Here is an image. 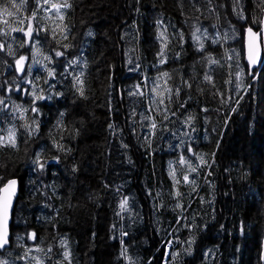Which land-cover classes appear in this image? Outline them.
<instances>
[{
    "label": "trees",
    "instance_id": "16d2710c",
    "mask_svg": "<svg viewBox=\"0 0 264 264\" xmlns=\"http://www.w3.org/2000/svg\"><path fill=\"white\" fill-rule=\"evenodd\" d=\"M12 3L0 0V43L15 53L0 52V136L14 130L16 147H0V187L16 177L19 191L0 260L36 264L20 258L32 248L43 264H67L63 240L72 264H264V61L251 69L244 53L249 27L264 32L258 0H240L242 16L234 0H68L62 21L38 13L33 28L48 31L32 43L19 30L28 12ZM137 85L143 95L130 94ZM33 86L46 99L16 91Z\"/></svg>",
    "mask_w": 264,
    "mask_h": 264
},
{
    "label": "snow or ice",
    "instance_id": "6c2138e0",
    "mask_svg": "<svg viewBox=\"0 0 264 264\" xmlns=\"http://www.w3.org/2000/svg\"><path fill=\"white\" fill-rule=\"evenodd\" d=\"M209 3H211V0H209ZM45 5H50L48 8H45ZM12 8L16 9V8H25V10L28 12V16H27V20H28V26L27 29H19L20 31L24 32L25 36L28 38V42L32 43L33 40L35 39L34 37V33H36L38 35V33L40 31H48V29H43L39 26L33 28L32 26V21L36 20L38 13L40 11H53L55 12V14L57 15V17L62 21L64 19L63 13H62V9L65 8H71L72 5L70 3H68V0H64L63 3H50V0H35V5H34V10H29L26 8V0H19V2H17V0H13V3L11 5ZM258 7L260 8V11H264V0H258ZM235 10H239L237 11L238 15L242 16L243 13V8L241 7V3L240 0H234V11ZM197 11H199V9H197ZM4 14L8 15V16H13V12L12 11H8L7 8L4 9ZM20 23H24V19H21L19 21ZM5 24L8 23L7 20L4 21ZM59 27V26H58ZM67 31V26L65 25L64 27L60 28V32L61 34L66 33ZM200 29H197V32H199ZM248 33L251 36H257L260 35L262 37H264V32L261 33H256L253 32V29L251 27H249L248 29ZM4 36H7L8 33H3ZM89 35H91V33H89ZM161 36H164V33H161ZM193 36L199 40V37L196 36V33H193ZM56 38V34L55 31L53 30V39ZM65 39H67V36H64ZM182 38V36H181ZM23 46V45H22ZM63 48L67 49L68 47H70V45L64 44L62 45ZM167 47V45L165 44L163 48L160 49V51L157 53L158 57H160V64H164L167 62V54L165 52V48ZM200 48L203 49V43L200 44ZM37 51L39 52V49H37ZM0 52H7L10 55H15L14 52H10L8 50V47L4 44V43H0ZM67 53L65 51H60V50H56L55 51V55L57 57H62L65 56ZM249 62L251 64H255L257 62L258 56L257 54L253 51V47L250 44L249 47ZM28 57H25L23 55L19 56L16 61V67L17 70L20 72H24V62L25 60H27ZM46 59L51 60V57H46ZM209 60L211 63H217V61L211 60V57H209ZM79 61L78 59H71L68 61L69 66L77 64ZM48 76L49 77H53L55 76V72L53 70H49L48 71ZM163 77H169V74L167 72L162 73ZM205 79L208 80L209 82H211V76L206 74L205 75ZM237 79H239V74L237 75ZM74 80L76 81V86H77V91L79 92V94L81 96L84 95V88H83V80H81L80 76H76L74 77ZM29 83L31 84L32 82L29 81ZM45 83H47V81H45ZM185 84H187L188 87H191V84H188L187 81H185ZM13 89H9V91H12ZM16 91H29L31 93V95L33 96V103H35V101H39V100H43L46 99V97L42 94V89H38L35 86H33L31 89L28 90H23V89H16ZM151 91L153 93H155L157 96L160 97V99L158 100H154L153 103L157 104V105H163L164 104V99L162 97V93H160L159 91V85H156V87L152 88ZM168 92H171V89H167ZM180 89H176L177 94L179 93ZM131 95H143L144 93L139 91V85H137V91L136 92H132L130 93ZM0 105L7 107L6 102L4 100L3 97H0ZM17 107H19L17 105ZM154 110V109H153ZM33 112H38V109L33 107L32 108ZM204 111H207V109H204ZM134 114V113H133ZM172 115H175V113L173 112ZM167 115H165L164 119H167ZM145 119H148V117H145ZM193 117H189V121L192 120ZM187 123V122H186ZM109 127H113L112 125H109ZM189 127H191V124H189ZM151 128L153 130H155L157 128V124L155 122V118H153L152 123H151ZM195 129L193 128V131ZM3 146H11V147H16V143H15V133L14 130H9V136L7 137V139H5L4 137L0 136V147ZM125 147H127V145H125ZM187 151L191 152L192 149L189 147L187 149ZM201 162L203 163V157H201ZM35 163L39 164V167L41 169H43L44 164L40 163L39 158H37V160L35 161ZM178 164H182L188 167L190 172H196L197 171V167H193L188 159L181 154L179 160L177 161ZM172 176L173 179L175 180V170H173L172 172ZM0 180H2V178H0ZM183 181L184 182H190L189 181V175H184L183 176ZM181 181L179 180H175L176 184H179ZM194 183V181H191ZM17 180L16 179H10L7 180L5 182L2 183V187H0V193H3V195H0V249H4L8 244H9V234H8V230H7V222H8V216H9V212L10 209L12 207V198L15 196L16 194V188H17ZM182 194L177 191L176 192V196L180 197ZM127 205H128V199L127 197H125L121 203H120V208L121 211H126L127 210ZM178 207H183L182 205L178 204ZM180 221L178 220L177 223H179ZM122 235H126V233H122ZM29 238L32 240H36L37 239V234L35 232H31L29 234ZM121 243L123 244V241H121ZM168 243H172L171 241H169ZM189 243H192V241H190ZM61 246L64 248V252L62 253L63 259L65 261H67V264H72L71 261V252L68 250L67 248V242L66 241H61ZM36 251H43V249H39L37 248ZM52 251L51 248L48 249V252L50 253ZM127 247H123L122 249V255L127 257ZM33 252L32 248H28L26 249L24 256L20 257L21 259L24 260H35L36 264H43V261L35 256H32L31 253ZM130 259V258H129ZM0 264H7L6 261H2L0 260Z\"/></svg>",
    "mask_w": 264,
    "mask_h": 264
},
{
    "label": "water",
    "instance_id": "95a60500",
    "mask_svg": "<svg viewBox=\"0 0 264 264\" xmlns=\"http://www.w3.org/2000/svg\"><path fill=\"white\" fill-rule=\"evenodd\" d=\"M256 33H261V31H257ZM250 44L253 47V51L258 56L257 62L254 65L249 62V58H248L249 57ZM244 53H245V59H246L247 63L249 64L250 68L251 69L259 68L264 61V44H263L262 36H260V35L251 36L247 30V32L245 34V40H244ZM10 179H16L18 182L17 188H16V194H17L19 191V180L16 177H13ZM10 179H8V180H10ZM16 194L12 198V207L10 209L9 216H8V222H7V230H8V234H9V243H10V238H11V224H12V219H13V208H14V204H15ZM0 195H3V193H0ZM31 232H33V231H31Z\"/></svg>",
    "mask_w": 264,
    "mask_h": 264
},
{
    "label": "rangeland",
    "instance_id": "374dc122",
    "mask_svg": "<svg viewBox=\"0 0 264 264\" xmlns=\"http://www.w3.org/2000/svg\"><path fill=\"white\" fill-rule=\"evenodd\" d=\"M169 241H170V238L168 237L166 240V243H165V245H167L168 250H169V246H170V243H168Z\"/></svg>",
    "mask_w": 264,
    "mask_h": 264
}]
</instances>
